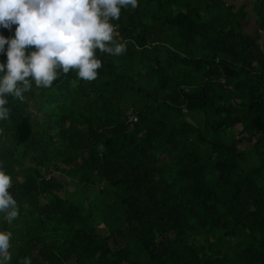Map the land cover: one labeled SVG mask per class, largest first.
Instances as JSON below:
<instances>
[{"label": "trees", "instance_id": "16d2710c", "mask_svg": "<svg viewBox=\"0 0 264 264\" xmlns=\"http://www.w3.org/2000/svg\"><path fill=\"white\" fill-rule=\"evenodd\" d=\"M253 13L260 42L225 0H138L96 80L9 97L10 264H264V0Z\"/></svg>", "mask_w": 264, "mask_h": 264}, {"label": "clouds", "instance_id": "9594fccd", "mask_svg": "<svg viewBox=\"0 0 264 264\" xmlns=\"http://www.w3.org/2000/svg\"><path fill=\"white\" fill-rule=\"evenodd\" d=\"M129 7L137 8L138 0H0V27L12 31L17 25L14 38L0 36V53L7 57L0 64V121L10 117L9 97L23 101L33 84L51 88L71 69L77 70L78 79L96 80L102 67L97 49L114 56L126 52L110 19L119 20L122 8ZM11 186V177L0 170V218L8 223L19 214ZM12 235L0 231V264H10ZM20 264H32L31 258Z\"/></svg>", "mask_w": 264, "mask_h": 264}, {"label": "crops", "instance_id": "0c3cea01", "mask_svg": "<svg viewBox=\"0 0 264 264\" xmlns=\"http://www.w3.org/2000/svg\"><path fill=\"white\" fill-rule=\"evenodd\" d=\"M256 0H225V2L234 7V10L239 7L244 8V18L240 21L242 31L253 37L257 42L262 39V33L258 30L254 23L253 4Z\"/></svg>", "mask_w": 264, "mask_h": 264}, {"label": "rangeland", "instance_id": "374dc122", "mask_svg": "<svg viewBox=\"0 0 264 264\" xmlns=\"http://www.w3.org/2000/svg\"><path fill=\"white\" fill-rule=\"evenodd\" d=\"M186 120H188V121H192L193 119H190V118H186ZM195 120V119H194ZM234 131H233V133L234 134H236V132L238 131V127H235L234 129H233ZM58 180H61V181H67V179L65 178V177H58ZM71 185H67V187H65V189L67 190V191H71ZM58 194L60 195L61 194V192L59 191L58 192ZM97 233L99 234V235H101V236H103V234H105V232H104V230L103 229H101V228H99L98 230H97ZM155 240H159V237L157 236V235H155ZM66 264H73V259H71V260H69Z\"/></svg>", "mask_w": 264, "mask_h": 264}, {"label": "built area", "instance_id": "2783aa9c", "mask_svg": "<svg viewBox=\"0 0 264 264\" xmlns=\"http://www.w3.org/2000/svg\"><path fill=\"white\" fill-rule=\"evenodd\" d=\"M128 121H134V116L133 114H128ZM50 174L45 175V179H48Z\"/></svg>", "mask_w": 264, "mask_h": 264}]
</instances>
